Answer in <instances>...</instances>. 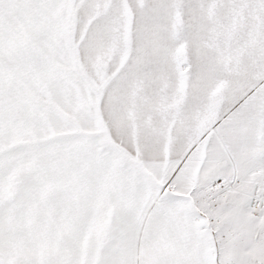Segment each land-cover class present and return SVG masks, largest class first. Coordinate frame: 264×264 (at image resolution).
<instances>
[{"label": "snow or ice", "instance_id": "6c2138e0", "mask_svg": "<svg viewBox=\"0 0 264 264\" xmlns=\"http://www.w3.org/2000/svg\"><path fill=\"white\" fill-rule=\"evenodd\" d=\"M0 264H264V0H0Z\"/></svg>", "mask_w": 264, "mask_h": 264}]
</instances>
